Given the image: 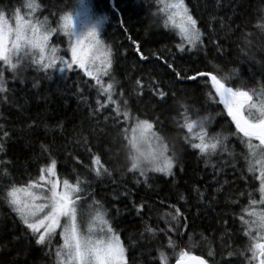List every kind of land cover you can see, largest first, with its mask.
I'll list each match as a JSON object with an SVG mask.
<instances>
[{
  "label": "snow or ice",
  "instance_id": "6c2138e0",
  "mask_svg": "<svg viewBox=\"0 0 264 264\" xmlns=\"http://www.w3.org/2000/svg\"><path fill=\"white\" fill-rule=\"evenodd\" d=\"M156 2L157 12L163 17L164 26L177 31L180 40L175 47L178 52L204 55L193 62L202 64L203 69L192 68L191 75L187 71L182 74L172 63H168L167 67L173 74L170 83L149 79L147 95H144L145 87L141 80H135L136 87L133 91L136 102L138 105L152 104L156 114L151 119L133 117L124 93L117 92L112 82L106 86L103 83L102 77L108 76L111 79L113 64L112 49L102 38L108 17L96 15L88 0H75L71 6L62 3V0H43L56 27L47 23V17L41 21L35 15L42 7L38 0H24L20 6L11 0L0 3V102L6 103L8 94L17 91V85L26 84L25 74L30 69L43 73L42 78L46 80H51L52 75L59 72L57 92L61 90L59 80L67 81V73L78 69L84 76L91 77L95 84L83 81L82 87L80 81H73L72 84L65 83L64 88L75 87L74 94L87 107L89 135L97 142L90 146L87 138L82 141L84 152L88 153L90 159V164L85 165L88 169L85 180H81L79 175L72 182L69 178H61L57 173V160L49 155L46 163L37 165L35 177L29 175L24 183H19L9 171L12 162L0 159V202L7 205L19 222L17 224L13 221L11 228L0 223V232L10 235L12 242H23V247L15 252L14 259L0 258V264H35V260L29 258L33 251L48 258V264H137L133 249L143 250L140 254L150 257L146 264H169V256L163 250L164 245L157 239V235L162 234L160 239L166 240L167 247L175 250L178 245L171 233H175L177 239L182 238L181 228L187 229V217L179 207L169 205L172 211L165 213V216L170 217L165 228L152 227L144 221V231L136 239L129 237V243L125 244L112 221L118 225L119 221L115 218L121 214V209L114 202L123 203L121 198L128 197L130 193L127 189L120 190L121 174L105 167L101 163V155L93 153L92 147H98L101 153L110 152L112 142L109 136L110 133H115L113 139L119 140L127 154L128 166L125 171L132 175L136 184L143 183L146 188H151L149 173H161L175 179L178 154L175 143L170 145L165 135L170 130L163 118L174 111L176 126L183 133V145L186 149L193 150L191 155L203 158L205 164L211 156H221L220 167L213 165L214 179L221 173L227 176L226 170H232V181L224 179L221 182L217 179L219 187L216 193L225 184L235 181H243L246 185L255 181L259 186V199H253L251 192H239L240 196L248 197V206L242 209L239 216V232L242 235L228 233L225 229L228 238L222 239L223 251L219 261L216 259L217 254L209 247L206 253L209 259L192 256L189 251L181 249L175 264H187L188 261H195L196 264H264V60L258 62L259 80L256 72H250L245 73L248 76L246 82L236 67L223 74L225 67L222 64H212L209 56L228 64H236L240 58L229 59L230 54L223 48V41L217 42L216 30L212 27L217 17L212 15L201 24L203 17L196 14L199 4L195 0H191V6L185 0ZM216 6H221V0H216ZM219 22L223 28V19ZM120 23L123 26L124 22ZM259 27L264 35V24ZM61 33L67 38V49L63 56L58 54V47L51 45L49 39L53 34L59 38ZM251 39L248 37L245 47H254ZM137 51L139 52V47ZM65 56L68 58L65 59ZM141 58L148 59L142 53ZM175 59L174 56L173 62ZM6 72L10 74L12 85L9 84ZM233 78L235 83H232ZM189 82L196 85V93L189 91ZM257 84L259 87L252 86ZM178 85L184 87H177ZM201 85L209 90L204 92ZM31 87L38 88L39 79H34ZM93 88L98 97L103 93V102L101 98L95 99L94 103L88 102L85 92ZM20 91L32 95L26 87L20 88ZM193 96L206 98L209 106L215 97H219V103L223 104L235 130L221 139V132L209 131L206 121L211 117L193 119L191 113H198V110L190 104L180 102L182 98ZM201 108H204L203 104ZM137 111L146 115L139 106ZM3 129L4 125L0 124V153H5V141L10 138L9 132ZM229 136L235 137L243 145L239 156L229 151L225 143L229 141ZM172 139L175 140V137ZM145 143L149 145L147 150L143 147ZM41 147L42 155L47 153V148L43 145ZM224 152L229 153L228 158L223 157ZM241 156L244 165L237 169ZM184 170L183 164H180V171ZM237 171L239 175H235ZM110 186H114L108 193L111 200L107 196L96 198L99 194L97 189L103 192ZM193 191L197 193L199 201L205 200L204 193L199 189L193 188ZM178 199L185 200V197L180 194ZM102 200L111 204L114 216H110ZM211 201H215V194L211 196ZM232 203H237V200ZM146 204L147 201L143 199L132 204L135 215L141 220L147 214L144 211ZM255 206H259V211ZM206 207H211V202ZM151 210V206H148V212ZM181 220L184 221L183 225L180 224ZM223 223L227 225L228 222L225 220ZM3 238L0 236V240ZM234 238L239 240V247L234 248L229 243ZM191 239L192 235L189 234L188 240ZM142 240L146 243H140ZM157 244L159 247H156ZM152 248H156L155 256ZM0 249L6 250L7 245L0 244ZM225 253L227 257L235 259H225ZM4 255L5 251H0V257Z\"/></svg>",
  "mask_w": 264,
  "mask_h": 264
},
{
  "label": "trees",
  "instance_id": "16d2710c",
  "mask_svg": "<svg viewBox=\"0 0 264 264\" xmlns=\"http://www.w3.org/2000/svg\"><path fill=\"white\" fill-rule=\"evenodd\" d=\"M2 2H7V0H0V3ZM11 2L20 6L24 0H11ZM38 2L42 4L41 9L37 11L38 18L45 19L47 17L51 27H56V22L49 16L43 5V0H38ZM88 2L96 15L108 17L103 27L102 38L112 49L113 64L110 71L111 79L105 76L102 77V81L105 86L107 83H114L116 91L124 93V97L129 101V111L133 117L140 116L141 119H151L156 114L152 104H137L133 91L136 87L134 83L136 79L141 80L145 87L144 95H147L149 79L156 82L162 81L165 84L170 83L173 74L167 67L168 63H172L173 67L177 71H181L182 74L187 71L191 75L190 69L192 68L203 69L202 64L193 63L200 60L203 53L197 55L195 52H178L175 45L179 43L180 38L175 29L164 26L163 17L157 12L156 0H88ZM185 2L191 6V0H185ZM195 2L199 4L196 14L203 17L200 23L202 24L212 15L217 17V20L212 24L213 29L216 30L217 42L223 41V48L230 54L229 59L240 58L238 63L228 64L209 56L208 59L212 61V64H222L225 67L223 74L233 67L238 68L246 82L248 76L245 73L256 72L259 80L260 64L258 62L264 60V49H262L264 35L261 34L259 27L264 24V0H221L220 7L216 6V0H195ZM62 3L71 6L75 0H62ZM221 18L223 19V28L219 22ZM120 21L124 22L123 26ZM248 37L252 38L251 44L254 47H245ZM51 41L52 45L58 47V54L63 56L67 49V38L63 37L62 33L59 38L54 34ZM134 41L135 43H133ZM205 43L207 44V39ZM137 47H139V52ZM141 53L148 59H142ZM174 56L176 57L175 62H173ZM49 71L52 72V70ZM5 75L9 78V84L12 85L10 74L6 72ZM25 75L27 76L26 84L17 85V91L8 94L7 102H0V114H2L0 115V124L4 125L3 130L8 131L10 137L5 141L6 151L0 153V159L12 162L9 171L19 183H24L29 175L35 177L37 165L46 163L49 155L57 160V173L61 178H69L72 182L75 176L79 175L81 180L87 179L88 169L85 168V165L90 164V159L88 153L84 152L82 141L83 138H87L90 141V146L97 142L89 135L90 126L87 123L86 105L78 95L74 94V86L64 88V84L80 81L83 87V81H88L93 85L95 81L91 77L84 76L83 72L77 69L75 72L67 73L69 77L67 81L59 80L61 90L57 92L59 72L53 74L51 80L43 79V73L31 69ZM34 79H39L38 88L31 87ZM235 82L236 80L233 78L232 83ZM252 86L259 87L258 84ZM25 87L32 95L20 91V88ZM177 87H184V85ZM201 88L204 92L209 90L203 85ZM164 90L168 91L167 88ZM189 91L196 93V85L189 82ZM85 95L88 96L89 103H94L97 98H101L103 102V93H100L98 97L94 88L86 90ZM157 99L159 98L157 97ZM180 102L190 104L198 110V113L197 111L191 113L193 119L202 116L211 117L206 121L209 131L221 132V139L224 135H229L230 131L235 130V125L230 123L231 118L227 117L223 104L219 103V97H215L210 106L206 98L202 96L182 98ZM202 104L204 108H201ZM138 106L146 115L137 111ZM205 109L207 110L205 111ZM163 118L170 130L165 135L170 145L175 143L178 154V164L174 169L175 179L163 176L161 173H149L151 188H146L143 183L136 184L132 175L125 171L128 166L127 154L119 140L113 139L115 133H110L109 136L112 142L110 152L101 153L98 147H92L93 153L101 155V163L105 167L110 170L114 169L121 174L120 190L127 189L130 193L128 197L121 198L123 203L114 202L115 206L121 209V214L115 218L116 221H119L118 225L112 221L113 227L119 231L122 241L128 244L129 237L136 239L139 233L144 231V221L152 227L165 228L166 221L170 220V217L165 216V213L172 211L169 205H175L187 217L188 227L187 229L181 228L183 236L180 239H177L175 233H171L172 239L178 245L175 250L167 247L166 240L160 239L162 234L157 235V239L164 245L163 250L169 256V264L176 262L181 249L189 251L191 255L209 259L206 254L209 247L217 254L216 259L219 261L220 253L223 251L222 239L228 238L225 235V229L228 233L242 235L239 232L241 227L239 216L242 209L248 206V197L247 195L240 196L239 192H251L253 199H259L258 183L251 181L246 185L243 181H235V183L225 184L223 189L216 193V189L219 187L217 179L221 182L224 179L232 181L234 178L232 170H226L227 176L221 173L214 179L213 165L217 168L220 167L221 156L213 155L208 158V163L205 164L203 158L198 159L191 155L193 150L184 147L181 139L183 133L176 126V112L174 111ZM172 137H175V140ZM225 143H227L229 151H233L238 156L243 150V145L233 136H229V141ZM42 145L48 150L43 155ZM106 147L108 146L106 145ZM228 156V152L223 153L224 158H228ZM180 164H183L184 171H180ZM243 165L244 161L241 156L237 169ZM235 175H239V171ZM140 179L143 180L142 177ZM111 187L114 186H110L103 192L97 189L99 194L96 198L101 199L107 196L108 200H111V196L108 195ZM193 188L204 193V201L198 200L197 193L193 191ZM180 194L184 195L185 200L178 199ZM213 194H215L214 202L211 201ZM142 199L147 201L144 209L147 214L144 215L143 220L135 215V209L132 207L133 202L139 203ZM233 200H237V203L233 204ZM209 202H211V207H206ZM102 203L109 210L110 216H114L115 212L111 204L105 200H102ZM148 206H151V212H148ZM255 207L259 211V206ZM225 220L228 222L227 225L223 223ZM13 221L19 223L7 205L0 202V223L11 228ZM183 223L184 221L181 220L180 224L183 225ZM189 234L192 235L191 241L188 240ZM0 236L4 237L3 240H0V244L7 245L6 250L0 249V251H5V255L0 258L14 259L15 252L23 247V242H12L11 236L4 232H0ZM140 243H146V241L142 240ZM229 243L234 248L240 246V242L236 238ZM156 247H159V244ZM140 251L133 249V252L136 253L137 264H146L150 257L141 255ZM151 251L155 256L156 248H152ZM20 258L24 259L23 256ZM29 258L35 260V264H48V258L36 251H33ZM225 259L234 260L235 257H227L225 253Z\"/></svg>",
  "mask_w": 264,
  "mask_h": 264
},
{
  "label": "rangeland",
  "instance_id": "374dc122",
  "mask_svg": "<svg viewBox=\"0 0 264 264\" xmlns=\"http://www.w3.org/2000/svg\"><path fill=\"white\" fill-rule=\"evenodd\" d=\"M24 12H26V10H24ZM24 12H22V14H24ZM36 16H37V13L35 14ZM38 17V16H37ZM41 21H44L45 19H41V18H39ZM47 23L50 25V22H49V20H48V18H47ZM51 26V25H50ZM53 37H54V34L49 38L50 39V44L52 43V41H51V39H53ZM52 45V44H51ZM69 56H70V52H69ZM68 58V56H65V59H67ZM143 147H144V149L145 150H147L148 149V147H149V145L148 144H144L143 145ZM122 240V239H121Z\"/></svg>",
  "mask_w": 264,
  "mask_h": 264
},
{
  "label": "water",
  "instance_id": "95a60500",
  "mask_svg": "<svg viewBox=\"0 0 264 264\" xmlns=\"http://www.w3.org/2000/svg\"><path fill=\"white\" fill-rule=\"evenodd\" d=\"M192 256H195V255H192ZM187 264H196V262L195 261H188Z\"/></svg>",
  "mask_w": 264,
  "mask_h": 264
}]
</instances>
